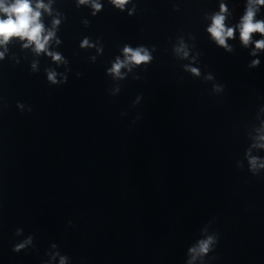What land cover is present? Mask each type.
<instances>
[{
    "label": "clouds",
    "instance_id": "obj_1",
    "mask_svg": "<svg viewBox=\"0 0 264 264\" xmlns=\"http://www.w3.org/2000/svg\"><path fill=\"white\" fill-rule=\"evenodd\" d=\"M131 0H109V3L120 11H124L126 6ZM89 5L92 9V15L95 16L103 10V4L100 0H77V6ZM260 6H264V0H248L247 6L243 16L240 19L239 24L233 27H227L225 24L226 13L228 8L226 4L221 3L219 6V12L211 17L212 23L207 28V32L210 34L212 40L215 43L224 48L226 51H231V47L227 41L234 38L235 32L239 31V38L241 44L244 47H248L249 44L254 43V50L250 53L252 56H257L259 52L264 51V38L253 41L254 34H260L264 37V20L256 19L257 11ZM41 10L51 13L50 5H46L43 0H0V46L6 45L12 39H20L26 41L24 47H33V51L39 55L40 53H46L57 63H63L64 58L58 52H51L48 50L50 41L55 36V28L60 24L59 19L53 20V29L48 30L45 28L41 21ZM134 9L129 11V15L133 13ZM59 43V40H57ZM82 48L94 47L88 38H84L81 41ZM102 51V49H97ZM178 54H182L184 58L188 57V51L186 46L181 42L180 46L175 49ZM124 59L116 58L111 68L108 70L110 74L117 78H123L121 70L128 68L131 70V66H140L147 64L152 60V55L147 48L140 46L132 48L125 45L122 49ZM4 58V52H0V60ZM260 64L259 59H253L249 65L251 68L258 67ZM187 71H190L193 75L199 76L200 70L196 67L185 66ZM33 70L36 69V64L32 65ZM66 79V77L64 78ZM206 79L211 80L213 77L208 75ZM47 80L51 84H58L63 81L57 80V73L55 71H47ZM216 91H221L220 85H215ZM18 107H23L18 105ZM259 140L264 141V136H260ZM254 147L264 148V143L254 145ZM250 170L255 174L258 168H264V162H260L256 157L249 158ZM71 223V222H69ZM20 234V230H17V235ZM32 243V237H28L23 242L17 243L13 247V251L20 252ZM218 243V237L216 235H209L206 239L199 242L198 247L190 249L193 253V259L196 256H203L212 250L213 246ZM67 257H60V264H66Z\"/></svg>",
    "mask_w": 264,
    "mask_h": 264
}]
</instances>
